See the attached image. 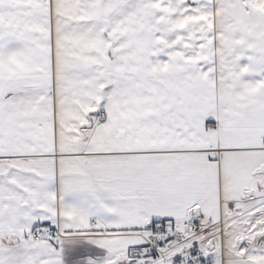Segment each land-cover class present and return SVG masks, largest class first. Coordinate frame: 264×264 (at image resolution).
Instances as JSON below:
<instances>
[{
	"label": "snow or ice",
	"instance_id": "snow-or-ice-1",
	"mask_svg": "<svg viewBox=\"0 0 264 264\" xmlns=\"http://www.w3.org/2000/svg\"><path fill=\"white\" fill-rule=\"evenodd\" d=\"M0 264H264V0H0Z\"/></svg>",
	"mask_w": 264,
	"mask_h": 264
}]
</instances>
